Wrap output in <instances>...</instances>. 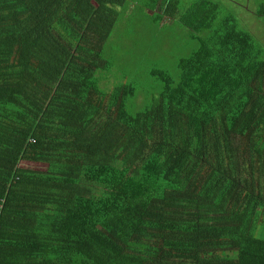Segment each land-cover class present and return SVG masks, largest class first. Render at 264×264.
Wrapping results in <instances>:
<instances>
[{"label": "trees", "instance_id": "obj_1", "mask_svg": "<svg viewBox=\"0 0 264 264\" xmlns=\"http://www.w3.org/2000/svg\"><path fill=\"white\" fill-rule=\"evenodd\" d=\"M226 1L0 0V264H264V49ZM142 9L196 44L146 92L112 70Z\"/></svg>", "mask_w": 264, "mask_h": 264}, {"label": "rangeland", "instance_id": "obj_2", "mask_svg": "<svg viewBox=\"0 0 264 264\" xmlns=\"http://www.w3.org/2000/svg\"><path fill=\"white\" fill-rule=\"evenodd\" d=\"M131 1L145 9L149 0ZM192 1L195 0H179L178 5L180 8H185ZM262 2L264 3V0H228L225 4V13H231L239 27L247 31L264 49V17L255 15V12L262 6ZM143 9L142 13L134 16L132 24L128 22L124 24L120 19L118 25L124 36L118 44L120 49L114 54L112 70L117 79L128 74H135L134 79H138L137 84H139L138 90L146 92L149 86L156 88L152 79L147 75L149 63L156 62L154 68L172 70L174 61L189 55L196 44L189 38L187 29L172 22L164 28L157 25L156 28L149 29L145 15L148 13ZM133 10L136 11L133 12ZM137 10L133 3H130L126 13H137ZM118 30L119 27L115 29V32ZM139 61L141 64L137 66Z\"/></svg>", "mask_w": 264, "mask_h": 264}]
</instances>
